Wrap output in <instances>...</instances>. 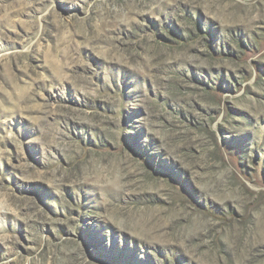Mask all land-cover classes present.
I'll list each match as a JSON object with an SVG mask.
<instances>
[{
  "label": "rangeland",
  "instance_id": "1",
  "mask_svg": "<svg viewBox=\"0 0 264 264\" xmlns=\"http://www.w3.org/2000/svg\"><path fill=\"white\" fill-rule=\"evenodd\" d=\"M0 264H264V0H0Z\"/></svg>",
  "mask_w": 264,
  "mask_h": 264
}]
</instances>
